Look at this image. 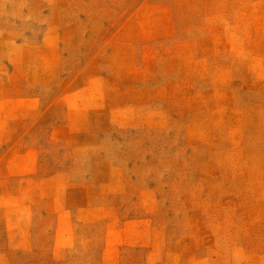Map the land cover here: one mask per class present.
Returning a JSON list of instances; mask_svg holds the SVG:
<instances>
[{"label": "rangeland", "instance_id": "rangeland-1", "mask_svg": "<svg viewBox=\"0 0 264 264\" xmlns=\"http://www.w3.org/2000/svg\"><path fill=\"white\" fill-rule=\"evenodd\" d=\"M0 264H264V0H0Z\"/></svg>", "mask_w": 264, "mask_h": 264}]
</instances>
